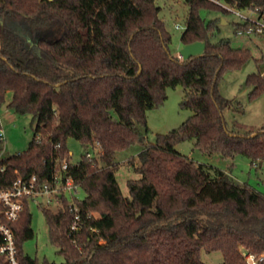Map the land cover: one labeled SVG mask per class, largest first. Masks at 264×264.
<instances>
[{
    "label": "trees",
    "instance_id": "obj_1",
    "mask_svg": "<svg viewBox=\"0 0 264 264\" xmlns=\"http://www.w3.org/2000/svg\"><path fill=\"white\" fill-rule=\"evenodd\" d=\"M184 2L181 43L205 44L203 54L188 60L172 55L156 0H0V110L35 123L28 149L6 160L9 182L50 175L67 160L68 175L84 193L77 200L83 219L77 244L66 200L63 208L42 210L61 264H205L203 250L221 252L224 264H248L240 247L264 254V195L176 151L193 141L203 154L241 155L264 167V127L248 135L239 124L230 130L224 112L235 100L220 90L226 75L242 71L253 55L230 39L217 40L229 11L209 0ZM225 2L264 12V0ZM233 25L241 36L250 23ZM260 63L246 79L252 99L264 93ZM179 86L186 90L180 106L193 115L148 142V112ZM69 138L95 157L71 163ZM132 146L140 151L127 162L140 178L128 182L127 197L117 159ZM32 209L13 225L19 264H58L24 250L35 237ZM0 264H7L2 257Z\"/></svg>",
    "mask_w": 264,
    "mask_h": 264
},
{
    "label": "rangeland",
    "instance_id": "obj_2",
    "mask_svg": "<svg viewBox=\"0 0 264 264\" xmlns=\"http://www.w3.org/2000/svg\"><path fill=\"white\" fill-rule=\"evenodd\" d=\"M156 4L161 7L159 18L164 22L166 30L172 36L171 53L180 57V52L183 49L181 35L184 29L178 30L176 27L177 25L186 27L188 6L184 0H156ZM203 17L212 19V16L206 13H203ZM226 21L227 24L221 25L222 33L217 40L230 39L235 47L247 48L253 55V59L247 63L242 71L226 75L220 86L221 93L225 98L235 100V105L224 112L228 128L234 130L235 124H239L241 135H248L250 132H256L264 127V93L260 97L252 99L250 97L252 87L246 85L248 75L257 70L256 60L261 61L260 68L264 76V38L235 35L233 24L242 22L235 14L229 13ZM185 93L186 90L182 86L169 90L166 102L148 112V142L155 143L158 135H166L177 129L193 115L192 111L182 109L180 106ZM1 115L7 134L6 156L25 152L34 138L35 123L32 116L15 114L6 106L1 109ZM67 147L71 154V163L79 162L86 154L82 144L73 138L67 140ZM139 151L138 146H132L120 154L117 159L120 166L116 177L123 195L127 197L130 195L128 182L140 178L134 173L127 161L136 157ZM176 151L190 157L197 163L220 168L231 174L237 182L248 184L264 195V167L259 169L253 167L248 157L238 155L232 158L203 154L195 148L193 141L178 145ZM83 198L84 193L80 190L78 199ZM32 213L35 237L25 243L26 254L41 261L47 259L58 264L64 263V258L59 253V249L50 241L49 227L43 211L33 208ZM240 250L243 253L246 252L243 247H240ZM201 259L205 264H224V257L221 252L207 253L203 250Z\"/></svg>",
    "mask_w": 264,
    "mask_h": 264
},
{
    "label": "built area",
    "instance_id": "obj_3",
    "mask_svg": "<svg viewBox=\"0 0 264 264\" xmlns=\"http://www.w3.org/2000/svg\"><path fill=\"white\" fill-rule=\"evenodd\" d=\"M209 1L235 14L241 21L250 23L247 32L245 34L240 32L239 35L264 37V12L260 9L239 10L227 4L225 0ZM176 28L185 30L186 27L177 25ZM6 141L7 134L0 110V142L3 145L0 152V257L4 258L7 264H19L16 232L13 225L21 219L27 206L39 210H58L64 207L66 200L73 215L69 236L77 244V236L83 227L81 210L77 204L81 187L73 177L68 175V161L64 160L62 165L50 175L18 176L9 182L6 160L11 156L19 157L23 152L6 156ZM41 142V137H38L37 143ZM86 156L91 159L95 157V152L89 151ZM244 257L248 264H259L264 260V254L255 255L247 251L244 252Z\"/></svg>",
    "mask_w": 264,
    "mask_h": 264
},
{
    "label": "water",
    "instance_id": "obj_4",
    "mask_svg": "<svg viewBox=\"0 0 264 264\" xmlns=\"http://www.w3.org/2000/svg\"><path fill=\"white\" fill-rule=\"evenodd\" d=\"M50 2H53L55 0H48ZM222 24H227V21L225 19L222 20ZM205 50V44L203 42H197L195 44L184 46L183 49L180 52V58L183 60H188L194 56L203 54ZM139 217V215H138Z\"/></svg>",
    "mask_w": 264,
    "mask_h": 264
},
{
    "label": "crops",
    "instance_id": "obj_5",
    "mask_svg": "<svg viewBox=\"0 0 264 264\" xmlns=\"http://www.w3.org/2000/svg\"><path fill=\"white\" fill-rule=\"evenodd\" d=\"M247 49V48H246Z\"/></svg>",
    "mask_w": 264,
    "mask_h": 264
}]
</instances>
